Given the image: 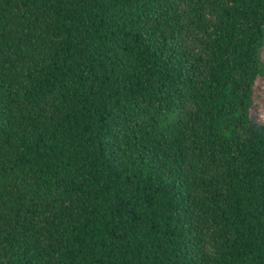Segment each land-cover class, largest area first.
I'll return each instance as SVG.
<instances>
[{
    "label": "trees",
    "instance_id": "1",
    "mask_svg": "<svg viewBox=\"0 0 264 264\" xmlns=\"http://www.w3.org/2000/svg\"><path fill=\"white\" fill-rule=\"evenodd\" d=\"M264 0H0V264H264Z\"/></svg>",
    "mask_w": 264,
    "mask_h": 264
},
{
    "label": "rangeland",
    "instance_id": "2",
    "mask_svg": "<svg viewBox=\"0 0 264 264\" xmlns=\"http://www.w3.org/2000/svg\"><path fill=\"white\" fill-rule=\"evenodd\" d=\"M264 79L257 82L255 93V107L251 114L261 124H264Z\"/></svg>",
    "mask_w": 264,
    "mask_h": 264
},
{
    "label": "snow or ice",
    "instance_id": "3",
    "mask_svg": "<svg viewBox=\"0 0 264 264\" xmlns=\"http://www.w3.org/2000/svg\"><path fill=\"white\" fill-rule=\"evenodd\" d=\"M262 95H264V93H262Z\"/></svg>",
    "mask_w": 264,
    "mask_h": 264
}]
</instances>
